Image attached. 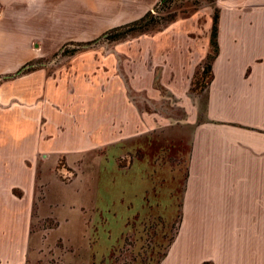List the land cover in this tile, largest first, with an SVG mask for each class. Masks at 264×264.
<instances>
[{
	"label": "rangeland",
	"instance_id": "374dc122",
	"mask_svg": "<svg viewBox=\"0 0 264 264\" xmlns=\"http://www.w3.org/2000/svg\"><path fill=\"white\" fill-rule=\"evenodd\" d=\"M232 2L228 7L220 0H158L150 9L157 21L154 25L129 31L117 40L101 36L84 46L105 53L135 54V86L130 87L125 68L119 67L124 91L106 93L103 115L94 107L82 112L84 126L95 127L103 119L105 137L113 138L114 127L127 129L136 111L138 122L142 119L150 130L139 134L133 143L126 139L120 145L82 152L73 161L59 158L53 163L49 149L34 146L33 136L17 140L12 135L16 125L0 124V218L5 213L31 214V234L43 231L45 236L58 225L48 213L78 212V225L83 229L82 241L79 237L77 242L65 244L60 239L42 246L27 264H160L182 226L181 194L193 127L190 120H208L210 98L217 112L218 100L225 93L229 101L244 100L245 104L256 98L242 80L250 70L260 71L263 64L248 61L249 56H242L241 51L249 48L256 52L261 46L240 42L245 34L259 37L264 30L229 27L232 20L260 19L257 11L241 12L245 0ZM214 13L218 16V53L207 70ZM231 37L236 44L231 43ZM76 47L68 45L55 57ZM22 75L0 76V84L16 86ZM32 107L22 109L15 100H0V117H32L38 112ZM230 111L253 115L248 108ZM24 127L32 133L42 126ZM136 165L140 178L134 181ZM54 179L61 184L55 185ZM65 249L71 252L67 256Z\"/></svg>",
	"mask_w": 264,
	"mask_h": 264
},
{
	"label": "crops",
	"instance_id": "0c3cea01",
	"mask_svg": "<svg viewBox=\"0 0 264 264\" xmlns=\"http://www.w3.org/2000/svg\"><path fill=\"white\" fill-rule=\"evenodd\" d=\"M245 1L241 12L257 11L260 19L232 20L228 26L264 30V0ZM157 2L0 0V76L14 74L28 62H39L22 73L16 86L0 84L1 102L15 100L18 107L32 105L38 112L32 117L1 114L0 124L16 125L12 135L17 140L33 136L34 146L49 149L53 163L59 158L73 161L82 152L120 145L126 139L133 143L139 134L148 132L146 122H138L136 111L127 129L114 127L113 138L105 137L103 119L89 128L82 118L83 110L93 107L103 115L106 93L124 91L119 67L125 68L130 87L135 86V54L81 47L72 54L55 56L68 43L95 40L106 30L141 17ZM220 2L228 7L233 3ZM230 41L237 43L234 37ZM240 43L261 46L256 52L249 48L241 51L242 56H249L248 61L263 64L260 71L252 69L242 80L256 98L245 104L244 100L229 101L225 93L218 100L219 112L214 111L215 101L210 98L208 120H190L193 127L181 194L182 226L160 264H264V31L259 37L245 34ZM241 108L251 109L253 115L230 111ZM29 124L42 127L30 133L24 127ZM137 168L134 181L140 178ZM53 181L61 184L58 179ZM46 216L58 225L44 236L43 231L31 234V214L2 215L0 264H27L42 246L60 239L72 244L84 238L78 212H50ZM65 252L66 256L71 253L67 249Z\"/></svg>",
	"mask_w": 264,
	"mask_h": 264
},
{
	"label": "trees",
	"instance_id": "16d2710c",
	"mask_svg": "<svg viewBox=\"0 0 264 264\" xmlns=\"http://www.w3.org/2000/svg\"><path fill=\"white\" fill-rule=\"evenodd\" d=\"M217 19L218 16L216 13H214L213 15V23H212V30H211V34H210V43L212 46V54L207 56L208 59V63L206 64V68L207 70L210 68V63L209 61L213 58H215V56L218 53V47H217ZM157 21L155 19L152 18V10H148L146 13H144L141 17L134 19L132 21L114 26L108 30H106L101 36L104 37H108L110 40H117L119 38H122L125 36V34L129 31H142L147 29L149 26L154 25ZM100 36V37H101ZM98 38H96L95 40L92 41H87V42H79V43H75L77 45L76 48L68 51V54H72L74 53V51H76L77 49L84 47V46H88L91 45L94 41H96ZM74 45L73 43H68L65 45ZM34 62H28L26 65H24L22 68H20L17 72H15L16 74H20L25 72V70H30L32 69Z\"/></svg>",
	"mask_w": 264,
	"mask_h": 264
}]
</instances>
